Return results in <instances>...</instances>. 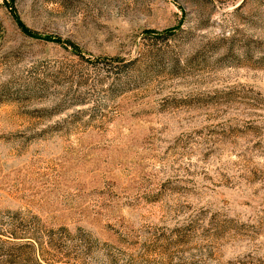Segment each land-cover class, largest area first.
Masks as SVG:
<instances>
[{"label":"rangeland","instance_id":"rangeland-1","mask_svg":"<svg viewBox=\"0 0 264 264\" xmlns=\"http://www.w3.org/2000/svg\"><path fill=\"white\" fill-rule=\"evenodd\" d=\"M0 264H264V0H0Z\"/></svg>","mask_w":264,"mask_h":264},{"label":"trees","instance_id":"trees-1","mask_svg":"<svg viewBox=\"0 0 264 264\" xmlns=\"http://www.w3.org/2000/svg\"><path fill=\"white\" fill-rule=\"evenodd\" d=\"M170 32V31H169Z\"/></svg>","mask_w":264,"mask_h":264}]
</instances>
